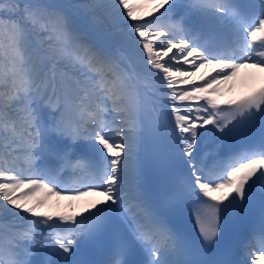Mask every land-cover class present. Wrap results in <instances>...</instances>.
Returning a JSON list of instances; mask_svg holds the SVG:
<instances>
[{"label":"snow or ice","instance_id":"6c2138e0","mask_svg":"<svg viewBox=\"0 0 264 264\" xmlns=\"http://www.w3.org/2000/svg\"><path fill=\"white\" fill-rule=\"evenodd\" d=\"M244 68L264 76V0H0V264H89L80 245L102 235L103 264H207L200 257L215 247L221 219L264 201V134L228 151L264 122V80L222 99ZM40 107L55 113L50 123ZM165 124L186 174L149 188L143 146ZM53 132L86 142L99 160L50 153L42 140ZM49 155L58 166L38 165ZM186 203L195 242L174 224ZM253 241L258 254L247 256L260 264L264 214L245 248Z\"/></svg>","mask_w":264,"mask_h":264},{"label":"bare ground","instance_id":"6f19581e","mask_svg":"<svg viewBox=\"0 0 264 264\" xmlns=\"http://www.w3.org/2000/svg\"><path fill=\"white\" fill-rule=\"evenodd\" d=\"M40 2L41 3H43V1L42 0H40ZM48 3H53V4H59V2L58 1H53V0H50V2H48ZM175 51V50H174ZM137 55L138 54H136V55H134V59H136L137 58ZM171 55V54H170ZM165 59H167V58H165ZM184 68H187V69H189V70H195L194 68H192L191 66H189V65H184L183 66ZM140 70L143 72V67H141L140 68ZM206 70H201L200 72H197V77H199L201 74H203L204 72H205ZM251 73V70H250V68H244V69H241L240 70V72L237 74V76H236V78L234 79V81L235 80H240L243 84H245V80H244V75H249ZM197 83H203L202 81H199V80H197ZM179 87H184L183 85H180ZM232 90H236V91H238V90H240V88L239 87H234L233 85H232V87H230V88H226V90H225V95L224 96H226V94L228 95V92L229 91H232ZM201 104H203V101H201L200 102ZM166 110V109H165ZM193 115H195V114H193ZM166 126H167V139H168V145H169V148H170V152H171V156H172V158H179L180 160H181V152H180V150H181V145H178L177 144V142H176V140H175V138L172 136V134H171V131H170V126H169V124H166ZM201 130V129H200ZM204 131V129L202 130V132ZM204 147V140H203V144H202V146H199L198 148L199 149H201V148H203ZM195 153H199V152H194V154ZM200 154V153H199ZM182 167H184L185 169H186V166L185 165H183L182 164ZM94 197H89V198H87L88 200H92Z\"/></svg>","mask_w":264,"mask_h":264},{"label":"rangeland","instance_id":"374dc122","mask_svg":"<svg viewBox=\"0 0 264 264\" xmlns=\"http://www.w3.org/2000/svg\"><path fill=\"white\" fill-rule=\"evenodd\" d=\"M53 1H58L59 4L64 2V0H53ZM184 69H185V70H189V69H187V68H184ZM191 71H194V70H191Z\"/></svg>","mask_w":264,"mask_h":264}]
</instances>
